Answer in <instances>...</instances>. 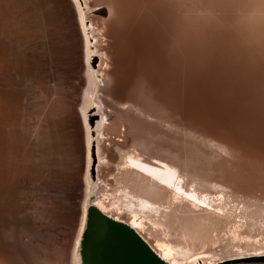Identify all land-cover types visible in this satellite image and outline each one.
<instances>
[{
  "label": "bare ground",
  "instance_id": "obj_1",
  "mask_svg": "<svg viewBox=\"0 0 264 264\" xmlns=\"http://www.w3.org/2000/svg\"><path fill=\"white\" fill-rule=\"evenodd\" d=\"M81 5L93 12L87 29ZM141 8L142 0H0V264H79L74 234L88 202L167 264L264 255L263 155L190 126L189 59L174 54L170 20L155 6L147 49ZM159 74L175 100L150 87ZM98 101L95 183L85 175L86 112Z\"/></svg>",
  "mask_w": 264,
  "mask_h": 264
},
{
  "label": "rangeland",
  "instance_id": "obj_2",
  "mask_svg": "<svg viewBox=\"0 0 264 264\" xmlns=\"http://www.w3.org/2000/svg\"><path fill=\"white\" fill-rule=\"evenodd\" d=\"M129 1L131 4L134 3L132 2V0H129ZM142 3L144 6V9L146 10V11L143 10L141 12L145 16L146 20L145 19L144 20L147 23L146 24V34H147V43H148L147 49H151L150 47L152 45L153 35L151 33L150 26L152 24L151 19L153 16L149 13V11L151 8H152L151 10H153L154 8L153 0H142ZM82 5L80 6L82 10L81 14H82V18L85 24V28L87 29L90 27L88 17L92 15L93 12L90 13L88 10L84 9V6ZM160 37L161 36H159V38ZM89 42L93 49V51L89 50V52L94 53L93 40L91 39V37H90ZM149 42L151 45L149 44ZM159 43H160V46H158V49L161 47L160 48L161 52H160V49L158 50L159 53L157 51V54H158L157 56L158 57L160 56L158 59L162 58L161 56L164 54V51L162 49L163 47L162 39H159ZM95 54H96V57H93L92 60L90 61L91 70L93 72H96L98 70V67H97L98 61L95 63L94 61L100 58L97 53ZM148 61H149V55L145 57L144 63H148ZM189 67H190L189 69L190 70L189 72L190 83H189L188 90L190 92H188L187 103H189L190 106L187 104L186 111H188V115H190L188 116L190 118V119L188 118L190 122V126L192 125V127L194 126L193 128H195V126L197 125L196 126L197 130L199 127L201 129H204L205 130L204 132L206 131L210 132V133L207 132L210 135L214 133V135L216 134L218 136H222L227 139L232 138L228 140L230 141L232 140V142L234 141L233 143L239 145L243 149H246V150L248 149L247 150L248 152L254 153L256 151V154L258 152L257 155L261 154V156L263 155L262 157L264 158V109L262 108L264 103H262V106L256 105V104H261L260 102L264 101L263 99L264 94L263 96L261 95L263 98L261 96L260 98L258 97L260 100L256 98L258 94L264 91V86H263L264 84H262L264 83V70H252L251 71V70H244V69H236L232 67L230 64H228L225 60L219 57L212 58V59L203 58L196 62H193L192 60L189 59ZM257 71H263L261 72L263 74L259 72L257 74ZM96 73L98 77L97 80L101 81L100 76L102 75L98 72ZM160 75L162 74H159V76ZM260 77L263 78L261 79L262 82L260 81ZM158 78H159L158 81H155V82L154 80H151V79L149 80L150 87L154 88L162 99H167L168 97L170 98L172 95L170 94V90H168L167 85L163 83L164 82L163 76H160ZM204 82H206V84ZM261 85H262V88H261ZM260 89H263V90H260ZM197 91H199V94ZM90 96L92 98V95ZM176 98L177 97H174L172 98V100L173 99L175 100ZM254 99H258L259 101V103H255V106L257 107L259 106V109L260 110L262 109L263 111H260L258 110L257 107L253 106L254 104L252 103L255 102ZM188 100L190 102H188ZM177 101L178 100H176V102ZM93 108L94 109H90L86 113L87 115H89V117H87L88 130H89V123L90 124L91 122L93 123L91 127L93 128V133H92V136L91 135L89 136V139L95 136V141L93 142L94 151H92L91 148L88 147L89 144L86 146V151H85L86 165L88 161L87 159H89L90 165L87 170L85 166V175H86V172L88 171L91 181L95 182L96 181L95 176H94L95 174L92 177L91 173L92 171H95V167L98 165V163H96V161L93 162V157L95 159L96 157L95 155H97L98 153L97 151H98L99 145L102 143V141L99 139L100 133L96 131L95 124L96 122H99L102 118H104L103 117L104 110L102 108V104L100 101H98V103H96V105H94ZM202 115H203V119L201 118ZM216 125H218L217 128H216ZM200 131L203 132V130H200ZM251 143H252V146H251ZM244 147H247V148H244ZM249 148H250V151H249ZM260 256H264V255H260ZM256 258H259V259H255L254 257H251V256L238 257L235 259L232 258V260L227 259V260H224L223 262H216V264H259V263L264 264L263 257H256Z\"/></svg>",
  "mask_w": 264,
  "mask_h": 264
},
{
  "label": "clouds",
  "instance_id": "obj_3",
  "mask_svg": "<svg viewBox=\"0 0 264 264\" xmlns=\"http://www.w3.org/2000/svg\"><path fill=\"white\" fill-rule=\"evenodd\" d=\"M155 7L170 20L175 55L264 69V0H158Z\"/></svg>",
  "mask_w": 264,
  "mask_h": 264
},
{
  "label": "water",
  "instance_id": "obj_4",
  "mask_svg": "<svg viewBox=\"0 0 264 264\" xmlns=\"http://www.w3.org/2000/svg\"><path fill=\"white\" fill-rule=\"evenodd\" d=\"M77 227L74 251L79 264H167L131 226L93 203L86 204L78 232Z\"/></svg>",
  "mask_w": 264,
  "mask_h": 264
},
{
  "label": "snow or ice",
  "instance_id": "obj_5",
  "mask_svg": "<svg viewBox=\"0 0 264 264\" xmlns=\"http://www.w3.org/2000/svg\"><path fill=\"white\" fill-rule=\"evenodd\" d=\"M158 0H153V6H156Z\"/></svg>",
  "mask_w": 264,
  "mask_h": 264
}]
</instances>
